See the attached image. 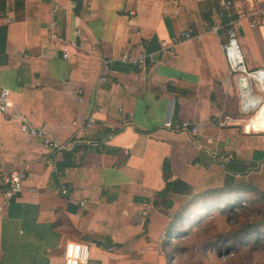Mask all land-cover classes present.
<instances>
[{
  "label": "crops",
  "instance_id": "1",
  "mask_svg": "<svg viewBox=\"0 0 264 264\" xmlns=\"http://www.w3.org/2000/svg\"><path fill=\"white\" fill-rule=\"evenodd\" d=\"M22 1L0 17V169L26 171L0 212V264H62L70 241L88 245L90 264H166V228L194 196L264 193V25L250 26L264 0H83L79 14L73 0ZM224 14L238 21L244 73L227 66L224 30L209 31ZM187 29L200 37L160 49ZM148 52L153 64L118 60ZM25 120L63 149L22 133ZM182 120L197 132L164 127Z\"/></svg>",
  "mask_w": 264,
  "mask_h": 264
},
{
  "label": "trees",
  "instance_id": "2",
  "mask_svg": "<svg viewBox=\"0 0 264 264\" xmlns=\"http://www.w3.org/2000/svg\"><path fill=\"white\" fill-rule=\"evenodd\" d=\"M82 1L73 0L75 14H79ZM22 8L23 1L14 0V9L21 11ZM5 10L6 0H0V17ZM232 18L222 15L223 25L226 26ZM164 174L168 179L167 167ZM172 187L173 183H167L166 190L170 191ZM221 216L226 217L230 230L216 234L207 225ZM255 245L264 249V193L250 184H240L235 188L225 187L194 196L169 222L160 250L166 264H179L182 256L190 251L204 253L209 248H216L217 253H221L223 248H228L237 252L243 246L252 251Z\"/></svg>",
  "mask_w": 264,
  "mask_h": 264
},
{
  "label": "built area",
  "instance_id": "3",
  "mask_svg": "<svg viewBox=\"0 0 264 264\" xmlns=\"http://www.w3.org/2000/svg\"><path fill=\"white\" fill-rule=\"evenodd\" d=\"M224 6L228 8L230 6L229 0H223ZM238 21H230L226 26L217 24L212 25L209 28L210 32H218L224 30L227 42L223 45V53L225 61L229 69L234 72H245L243 65V59L240 52L238 43L236 42L235 29L239 27L237 24ZM254 24L264 25V19L260 18L256 23H251L250 26L253 27ZM200 36L198 33H195L192 29H187L181 31L176 38L171 41H161L160 49L173 52L175 47L191 39H198ZM120 62L131 64L134 66H144L146 64H153L155 62L154 56L152 53H142L140 56L134 58L127 54H122L119 59ZM264 73L262 71H256V74ZM110 80L107 75L100 74L97 83L99 85H107ZM8 92L6 90L0 91V114H4L8 107L7 102ZM221 125V123H219ZM93 125V121L88 120L85 123V127L90 128ZM164 127L167 130H175L180 133L195 134L197 132V124L191 123L190 121L182 120L177 124H172V122L167 121L164 123ZM20 131L24 134H27L33 138H36L41 141L42 147L50 151L51 154H55L63 149V146L58 143L55 138L45 129L36 128L29 124L26 120L22 121L20 125ZM220 160L224 163L230 161V156L225 153L220 156ZM26 179V171L23 168L12 169L8 172H4L0 169V212L3 210V207L10 200L14 199L17 195L21 193L23 183ZM62 194H67V188L63 185L60 187ZM83 205V202L81 203ZM145 214V212H143ZM109 251H114L115 247L108 248ZM62 264H90V250L88 245L80 242L70 241L67 242L63 250V263Z\"/></svg>",
  "mask_w": 264,
  "mask_h": 264
},
{
  "label": "rangeland",
  "instance_id": "4",
  "mask_svg": "<svg viewBox=\"0 0 264 264\" xmlns=\"http://www.w3.org/2000/svg\"><path fill=\"white\" fill-rule=\"evenodd\" d=\"M261 95L263 96V94ZM255 114L256 111H251L247 113L244 118L248 119ZM206 218L207 216H205V219ZM207 226H209V229L216 234H224L230 230V226H228L225 216L213 219ZM185 244H190V242H186ZM254 247L255 248L251 251L250 247L244 248L243 246L240 247L242 249H238L237 252L228 250V248H223L221 253H217V250H215L216 248H209L204 253L200 250L195 252L190 251L182 256L179 264H264V249H259L257 245Z\"/></svg>",
  "mask_w": 264,
  "mask_h": 264
},
{
  "label": "bare ground",
  "instance_id": "5",
  "mask_svg": "<svg viewBox=\"0 0 264 264\" xmlns=\"http://www.w3.org/2000/svg\"><path fill=\"white\" fill-rule=\"evenodd\" d=\"M259 74H263V73H259ZM243 79V78H240ZM240 85V91L242 92V96L248 98L250 95V87H249V82L248 80H245V82H239ZM243 86H245V88H243ZM264 90V88H263ZM249 99V98H248Z\"/></svg>",
  "mask_w": 264,
  "mask_h": 264
},
{
  "label": "water",
  "instance_id": "6",
  "mask_svg": "<svg viewBox=\"0 0 264 264\" xmlns=\"http://www.w3.org/2000/svg\"><path fill=\"white\" fill-rule=\"evenodd\" d=\"M246 78L244 77L243 79H239V82H245ZM243 88H245V86H243Z\"/></svg>",
  "mask_w": 264,
  "mask_h": 264
}]
</instances>
